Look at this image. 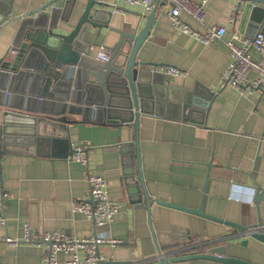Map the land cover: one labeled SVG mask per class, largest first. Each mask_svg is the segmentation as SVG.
<instances>
[{"label":"crops","instance_id":"0c3cea01","mask_svg":"<svg viewBox=\"0 0 264 264\" xmlns=\"http://www.w3.org/2000/svg\"><path fill=\"white\" fill-rule=\"evenodd\" d=\"M13 1L8 20L47 3L46 9L67 4L66 0ZM86 1L78 0L71 9L67 7L64 16L69 21L60 19L56 30L70 29ZM99 1L104 10L102 20L107 25L91 27L84 38L92 44L95 56L101 45L110 49L118 41V30H141L150 13L142 5L122 0ZM2 5L7 2L2 1ZM206 10L208 25L228 26L222 40L205 44L175 29L168 5L161 0L150 34L138 51L140 60L176 65L186 72L156 75L161 86L145 106L147 112L140 116L141 169L153 201L151 209L142 205L144 199L143 203L131 199L123 179L126 164L122 145L131 143L136 148L133 122L110 123L70 115L74 120L68 124L70 142L57 144L55 155L41 145L36 153L13 150L1 156L0 187L5 194L0 195V213L7 221L0 224V258L5 264H46V244L24 240L26 223L35 231L63 230L80 237L108 232L121 242L99 245L105 261L160 264L162 254L207 251V243L214 241L213 245L225 243L229 256L264 264V240L251 233L240 234L238 228L224 222L158 202L201 206L206 213L247 226L258 223V207L264 224V200L255 203L257 186L264 189V95L260 90L242 92L231 85H221L229 62L226 41L237 32L253 36L264 27L250 22L242 26L238 0H208ZM181 15L195 27H202L186 11ZM19 25V19L0 25V58L10 49ZM251 53L256 59L261 57L254 48ZM209 92L213 95L206 111H184V103L191 102L195 93L202 100ZM6 101L12 105L19 99L13 95ZM8 107L0 102V128ZM185 114L190 117L185 118ZM77 144L88 146L87 165L69 158ZM136 159L135 155V165ZM89 172L104 176L109 182V195L120 203L113 220L104 226H97L93 219L73 210L75 202L88 199ZM7 236L20 241L10 244ZM80 252L84 255L83 250ZM69 256L65 252L58 255L61 262ZM169 264L224 263L195 257Z\"/></svg>","mask_w":264,"mask_h":264},{"label":"water","instance_id":"95a60500","mask_svg":"<svg viewBox=\"0 0 264 264\" xmlns=\"http://www.w3.org/2000/svg\"><path fill=\"white\" fill-rule=\"evenodd\" d=\"M2 1H6L7 5L3 6ZM77 1L66 0L67 4L64 6L55 5L50 9H46L47 3L18 16H11L8 20L14 1L0 0V25L20 20L10 49L0 58V102L9 104L3 112L0 128V160L5 151L36 153L41 145L49 147V153L55 155L54 151L59 144L70 142L68 124L74 121L70 115L93 117L99 121L106 119L110 123L133 122L136 148L131 143L122 145L126 164L123 179L131 199L138 203H143L144 199L146 202L142 205L150 210L153 201L145 187L141 169L139 123L141 114L147 112L145 106L153 101L152 98L157 96L161 86L156 82L155 76L164 73L153 68L147 69V65L161 64L140 60L138 51L150 34L161 0H154L155 7L146 15V22L141 30H118L120 37L110 47L108 60H100L93 55L92 44L84 39L91 27L101 28L107 25V21L102 20L104 10L100 7L103 4L99 0H87L82 14L70 29L56 30L60 19L69 21L64 16V11ZM238 9L242 10V26L250 22L251 25L264 27V0H238ZM6 89L13 92L7 94ZM13 95L19 101L11 105L6 100ZM212 95L209 92L208 97L201 100L195 93L191 102L184 103V111L187 113L191 109H198L203 112V109L209 107ZM188 117L190 115L185 114V118ZM261 200H264V189L257 186L255 203L258 204ZM158 202L207 216L238 229L248 227L206 213L201 206L191 208L171 201ZM257 210L258 223L252 226L263 223L260 208L257 207ZM249 233L264 240L262 232ZM213 242L207 243L210 245L207 251L170 256L162 254L159 256V263L169 264L180 259L205 257L224 264H254L227 255L225 243L213 245ZM158 249L162 253L160 246ZM128 263V260L102 259L95 264Z\"/></svg>","mask_w":264,"mask_h":264},{"label":"built area","instance_id":"2783aa9c","mask_svg":"<svg viewBox=\"0 0 264 264\" xmlns=\"http://www.w3.org/2000/svg\"><path fill=\"white\" fill-rule=\"evenodd\" d=\"M131 5H142L147 12H151L155 7L154 0H122ZM168 5V13L174 28L188 33L197 40L205 44L217 42L224 38L227 27L225 24L215 23L208 25L206 23L208 0H165ZM182 11L190 14L192 19L202 27H195L182 17ZM229 48V62L223 73L221 85H231L242 92L260 90L264 95V31L259 30L255 35H244L241 32L235 33L226 41ZM256 49L261 57L256 59L251 53V49ZM110 49L101 45L96 57L100 60H108ZM163 72L166 75L185 74L186 72L176 65H159L153 68ZM254 73V77L250 74ZM7 94L12 93L6 89ZM88 146L77 144L73 146V151L69 158L79 161L85 165L88 164L89 151ZM89 186V196L87 200L75 202L73 210L83 213L85 216L93 219L97 226L109 224L116 212L119 210L120 203L113 199L108 192V183L106 178L97 173L89 172L87 175ZM0 187V195H4ZM7 218L0 213V224L6 223ZM257 231L264 233V224L248 226L246 229H239L240 234ZM24 240L34 243H45L46 264H95L103 257L99 253V245L108 243L115 245L121 242V239L114 237L108 232H98L89 236H73L63 230L35 231L28 223L25 224ZM10 244H17L20 240L11 236L6 237ZM80 250L84 251L81 255ZM65 252L70 256L61 262L59 253ZM0 264H5L0 258Z\"/></svg>","mask_w":264,"mask_h":264}]
</instances>
